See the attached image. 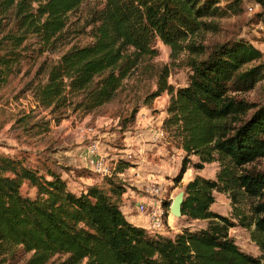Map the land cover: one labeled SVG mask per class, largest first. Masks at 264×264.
<instances>
[{"label":"trees","instance_id":"16d2710c","mask_svg":"<svg viewBox=\"0 0 264 264\" xmlns=\"http://www.w3.org/2000/svg\"><path fill=\"white\" fill-rule=\"evenodd\" d=\"M220 1L0 0V89L25 61L37 66L28 89L57 125L114 101L145 59L158 55V42L203 56L189 58L192 75L184 88L168 84L164 69L145 103L164 92L171 96L165 124L187 154L177 183L188 170V155L199 157L197 169L220 164L215 180L196 176L185 188L182 217L208 221L207 227L171 238L127 219L121 207L127 190L116 178H103L107 189L92 185L78 194L55 170L0 153V264H264V169H246L264 159V104L242 97L264 81L263 53L242 39L190 43L228 12ZM258 3L264 26V0ZM137 113L132 110L133 122ZM50 123L29 130L44 132ZM25 184L33 197L22 193ZM214 192L229 194L235 205L257 201L250 217L235 206V218L254 225L260 257L242 251L230 236L237 225L211 210Z\"/></svg>","mask_w":264,"mask_h":264},{"label":"rangeland","instance_id":"374dc122","mask_svg":"<svg viewBox=\"0 0 264 264\" xmlns=\"http://www.w3.org/2000/svg\"><path fill=\"white\" fill-rule=\"evenodd\" d=\"M230 5L232 7L229 8ZM219 6L222 10L228 8V12L213 19L215 29L201 31L190 43L209 47L242 39L258 48L263 53L264 61V26L258 17L262 12L258 0H221ZM249 7L254 9L250 12ZM156 48L158 55L145 59L138 72L125 81L123 91L114 101L84 118L70 115L59 125L51 116L45 117L47 112L38 109L28 89L37 66L31 67L28 61L22 63L21 72L0 89V153L27 158L31 166L42 170L45 166L55 170L67 182L69 189L79 194L91 186V179L98 178L92 171L95 164L92 159L96 160L98 156H91L88 151L89 146L97 142L99 154L105 156L116 170L112 178H116L115 182H121L130 194L121 200L124 214L139 227H146L144 217L136 210L137 201L150 203V198H143L148 196L145 186L147 183L157 184L162 188L160 199L171 224L163 236L174 238L185 228L195 231L207 227L208 221L172 216L170 206L177 194L185 192L187 184L196 176L215 180L220 164L214 162L197 169L195 166L201 164L199 157L188 155V170L180 183L175 181L187 154L182 149V140L177 132L165 124L170 118L167 110L171 96L164 92L155 99H149L148 103L145 100L157 91L159 74L164 69L169 70L168 84L175 90L188 86L192 71L187 62L189 58L202 59L203 56H192L189 51L176 53L161 42L157 43ZM242 97L251 103L263 105L264 81ZM136 108L138 113L133 122L132 110ZM29 114L34 115L28 120ZM22 119L25 121L19 123ZM146 119H150V123H144ZM46 120L51 121L46 125V131L41 132L40 128L29 130L34 124H42ZM119 167L129 168L117 174ZM255 168L264 169V159L246 166L247 170ZM139 175L144 181L139 179ZM102 183L105 185L100 186L107 189V180ZM22 193L33 197L35 190L25 184ZM214 196L215 203L211 210L237 225L230 230L236 245L242 251L260 257L259 247L251 238L254 225L244 227L235 218V206L241 208L244 216L250 217V209L257 201L245 199L235 205L229 194L214 192Z\"/></svg>","mask_w":264,"mask_h":264},{"label":"built area","instance_id":"2783aa9c","mask_svg":"<svg viewBox=\"0 0 264 264\" xmlns=\"http://www.w3.org/2000/svg\"><path fill=\"white\" fill-rule=\"evenodd\" d=\"M253 9L254 7L248 8L250 12ZM88 151L91 156H98L93 169L95 174L101 178H112L114 174H116V170L112 168L109 160L105 156L99 154V144L97 142H93L89 146ZM149 181L151 180L149 179ZM145 191L149 197L147 196L143 198H150L151 202L148 203V201L146 202L145 200L137 201L136 210L138 214L145 219V229L153 235L163 236L168 232V228L171 227V224L169 217L165 215L162 200L160 199L162 188L157 186V184L147 183Z\"/></svg>","mask_w":264,"mask_h":264},{"label":"water","instance_id":"95a60500","mask_svg":"<svg viewBox=\"0 0 264 264\" xmlns=\"http://www.w3.org/2000/svg\"><path fill=\"white\" fill-rule=\"evenodd\" d=\"M185 200V192H179L177 196L173 199L170 206V214L176 218H181L182 215V205Z\"/></svg>","mask_w":264,"mask_h":264},{"label":"crops","instance_id":"0c3cea01","mask_svg":"<svg viewBox=\"0 0 264 264\" xmlns=\"http://www.w3.org/2000/svg\"><path fill=\"white\" fill-rule=\"evenodd\" d=\"M149 121H150V119H146L144 123H146V122H147V123H150ZM92 161H93V163H95L96 160L92 159ZM92 169H93V168H92ZM92 171H93V170H92ZM97 176H98V175H97ZM138 177H139L140 180L143 179V177L140 176V175H139ZM146 178H149V177L146 176ZM103 181H104L103 178H101V177L98 176V178H97L96 180L91 179V182H90V183H92L91 186L94 185V183H98L99 185H102V184L105 185V183H102ZM142 181H144V180H142ZM129 195H130V194H129L128 192H126V193L124 194L123 197H127V198H128ZM127 198H126V199H127ZM122 199H123V198H122ZM139 201H140V200H139ZM132 202H133V201H131V203H132ZM126 217H127V216H126ZM127 219H128L132 224H134V225H136V226H139V225H137V224L135 223V221H134L133 219H131V218H129V217H127Z\"/></svg>","mask_w":264,"mask_h":264}]
</instances>
